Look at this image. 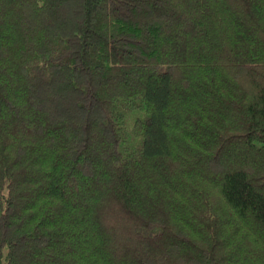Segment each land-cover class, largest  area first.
Wrapping results in <instances>:
<instances>
[{"label": "trees", "instance_id": "1", "mask_svg": "<svg viewBox=\"0 0 264 264\" xmlns=\"http://www.w3.org/2000/svg\"><path fill=\"white\" fill-rule=\"evenodd\" d=\"M0 264H264V0H0Z\"/></svg>", "mask_w": 264, "mask_h": 264}, {"label": "rangeland", "instance_id": "2", "mask_svg": "<svg viewBox=\"0 0 264 264\" xmlns=\"http://www.w3.org/2000/svg\"><path fill=\"white\" fill-rule=\"evenodd\" d=\"M140 116L141 117L144 116V111L142 109H138V110H135V111L131 112L128 115V118H127V126L129 128H131L133 126V124H134L135 119L137 117H140ZM135 138H137V137H133V136L131 137V142L133 143V146L139 144V142H140V139L139 138H137L139 140V142H134V139Z\"/></svg>", "mask_w": 264, "mask_h": 264}]
</instances>
